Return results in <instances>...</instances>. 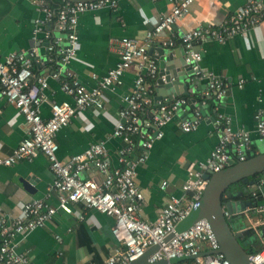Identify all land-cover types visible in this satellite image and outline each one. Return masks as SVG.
I'll list each match as a JSON object with an SVG mask.
<instances>
[{"label":"crops","instance_id":"0c3cea01","mask_svg":"<svg viewBox=\"0 0 264 264\" xmlns=\"http://www.w3.org/2000/svg\"><path fill=\"white\" fill-rule=\"evenodd\" d=\"M55 1L61 4L63 0ZM245 2L195 0L189 11L169 29L153 35L147 48L148 55L156 59L159 48L181 50L184 54L185 48L180 42L182 32L200 25H221ZM170 8L169 0H117L114 8L104 6L81 13L77 22L78 43L68 64L73 77L86 87L94 86L96 79L92 75H104L117 63L119 39L128 37L145 41L149 34H153L158 16ZM43 17L44 13L34 0H0L2 53L27 52L35 48L36 56L41 61L34 64L33 73L35 76L48 77V86L43 90L44 100L41 103L42 116L48 118L53 102L72 103L73 99L61 89L57 80L50 77L55 66L46 59L51 56L47 49L49 40L42 34L38 35L39 41L32 39L36 19ZM43 29L49 30L52 35L62 34L54 21L44 23ZM170 41L172 45H169ZM194 49L201 54L199 66L202 73L221 75L228 84L227 93L217 100L207 92L205 74H193L190 77L188 92L190 97L196 99L191 103L195 106L191 107L189 103L176 112L172 120L162 127L163 136L154 141L147 159L136 167L137 185L143 193L138 214L147 222L156 220L171 194H183L181 187L188 178V166L205 162L218 144L223 128L222 123L218 122L219 115L230 117L233 131L245 129L249 132L251 148L247 152L251 155L264 152V138H259L256 128V113L262 111L264 114V19L245 35L236 34L224 42L205 38L194 43ZM135 78L136 67L132 66L122 76L120 85L104 92L102 108L79 111L66 126L58 130L55 139L60 160L82 153L92 143L104 141L111 166H117V150L122 140L114 137L112 132L118 111L125 106L124 96L132 90ZM240 79H243L242 86L237 84ZM148 86L153 104L140 112L145 125L150 122L158 102H170L159 96L154 87L155 80L149 81ZM196 110L201 114L197 128L183 131L180 128L181 120L193 118ZM27 135L28 125L23 115L0 95V156L11 153ZM140 152L141 147L137 145L133 157ZM83 176L102 179V174L93 166L85 170ZM53 178L49 160L42 153L30 160L21 159L11 165H0V213L9 219L20 216L23 203L45 197ZM163 181L167 183L165 187H161ZM246 185L237 183L233 190L238 191L245 186L246 192L241 195L250 200L251 184ZM259 192L262 199L264 190ZM234 197L232 199L240 204L239 207L246 202V197ZM233 202L229 204L230 211L239 214L241 210L234 207ZM48 203L56 207L58 201L53 195ZM72 210V213L58 210L44 226L24 236H16V251L27 252L30 264H100L117 244L112 234L113 217L86 208L81 203H74ZM257 219L255 214H251L250 218H233L239 237L247 246L256 237L264 239V227L258 226Z\"/></svg>","mask_w":264,"mask_h":264},{"label":"built area","instance_id":"2783aa9c","mask_svg":"<svg viewBox=\"0 0 264 264\" xmlns=\"http://www.w3.org/2000/svg\"><path fill=\"white\" fill-rule=\"evenodd\" d=\"M34 1L44 17L36 19L32 39L39 41L38 35L42 34L49 40L47 49L51 56L46 59L55 66L50 77L60 83L61 89L72 97L73 102H53L50 116L44 118L41 103L44 100L43 90L48 86V77L35 76L33 73L34 64L41 61L36 56L35 48L27 52L7 53H2L0 48V95L23 115L28 125V135L11 153L0 156V165H11L21 159L30 160L42 153L48 158L54 176L45 197L23 203L20 216L9 219L0 213V264H30L27 252L16 251L15 237L44 226L58 210L72 213L74 203H81L114 219L112 234L117 244L100 264H128L144 255L152 246H157V249L142 264H232L223 252L218 251L219 242L207 219H199L184 230H176L177 224L186 217L204 191L207 183L203 178L204 171L217 172L225 168L230 159L243 161L247 158L246 152L251 148L250 134L245 129L233 131L229 116L219 115L218 122L223 126L221 136L206 161L188 166V178L181 187L183 194H171L154 222H147L138 214L143 193L137 185L136 167L147 159L154 141L163 136L162 127L172 120L185 102L182 96L170 102H158L150 122L143 124L140 112L153 104L148 82L154 81L158 74L157 59L148 55L147 48L153 35L169 29L189 11L195 0H169L170 10L158 16L153 34H149L145 41L128 37L119 39L117 63L104 75L93 74L96 83L92 87L80 84L68 68L78 43V16L104 6L114 8L117 0H63L57 8L51 6L50 0ZM263 19L264 0H246L221 25H200L181 33L180 42L185 48L186 61L191 63L195 75H206L207 92L215 99L220 100L226 95L228 84L221 75L202 73L199 66L201 54L194 49V43L205 38L224 42L230 36L245 35ZM49 21H54L62 34L52 35L49 30L43 29L44 23ZM169 45H172V41ZM132 66L136 67V78L132 90L124 96L125 106L118 111L112 132L114 137L122 140L117 150V166H111L104 141L92 143L82 153L60 160L55 139L58 130L66 126L79 111L102 108L104 92L120 85L122 76ZM237 84L242 86L243 79ZM200 119L201 114L196 110L193 118L181 120L180 128L185 132L195 130ZM256 119L257 132L262 139V111L256 113ZM137 145L141 147V152L133 157ZM90 166L102 174V179L83 176ZM166 184L163 181L161 187ZM262 190L264 172L256 174L249 188L251 206L255 208L252 214L258 216V226L264 227V197L260 199L259 192ZM53 195L58 201L56 207L48 203ZM252 207L247 206L245 209ZM225 214L229 215V212L225 211ZM260 243L262 247L251 253L253 264H264V239L261 237ZM183 256L189 258L171 261L172 258ZM165 260V263H160Z\"/></svg>","mask_w":264,"mask_h":264},{"label":"water","instance_id":"95a60500","mask_svg":"<svg viewBox=\"0 0 264 264\" xmlns=\"http://www.w3.org/2000/svg\"><path fill=\"white\" fill-rule=\"evenodd\" d=\"M158 51L159 54L156 57L158 74L154 87L159 92V96L172 101L183 95L185 102L180 105L179 110L185 108L189 103L191 107H194L195 105L191 103L196 101V99L190 97L188 92L190 77L194 74V70L191 63L186 61L185 53L183 54L181 50L176 51L171 48H159ZM199 101L197 102L199 103ZM261 172H264V152L251 155L243 161L230 159L228 165L217 172L206 171L203 174V178L206 179L207 183L201 197L195 201L186 217L177 224L176 230H184L195 221L205 218L210 223L219 242V252H223L232 264H253L251 260L252 254L247 252L246 248L240 243V233L235 231L236 227L233 218L235 216L250 218L255 208L251 206V200L244 202V204H247L246 206L242 203L239 207L240 204L235 199H232L236 195L245 193V186L238 191H232L230 187L237 183H241V185L252 184L253 179L250 178ZM232 201H234V207L240 208V215L230 211L229 204H232ZM247 206L252 208L246 210ZM225 211L229 212V215H226ZM156 249L157 246L150 247L144 255L128 264L146 263L148 256ZM188 258L189 256L175 257L171 261H182ZM165 262L166 260L160 263Z\"/></svg>","mask_w":264,"mask_h":264},{"label":"trees","instance_id":"16d2710c","mask_svg":"<svg viewBox=\"0 0 264 264\" xmlns=\"http://www.w3.org/2000/svg\"><path fill=\"white\" fill-rule=\"evenodd\" d=\"M50 4H51V6L53 7V8H57L60 4L57 2V1H55V0H50ZM246 156H247V158L248 157H250L251 156V153L250 152H247L246 153ZM255 176L256 175H253L250 179H254L255 178ZM244 197H246L245 199L247 200V196H245V195H238V196H236V197H234V198H236V199H238V198H244ZM226 200H227V198H226ZM250 231V230H249ZM251 232V234H252V231H250ZM250 233H248L247 235H249ZM240 240V243L249 251V253H253V252H256L257 250H259L261 247H262V244L260 243V240L256 237V238H254L250 243H249V245L247 246L245 243H244V241H243V239L242 238H240L239 239Z\"/></svg>","mask_w":264,"mask_h":264},{"label":"flooded vegetation","instance_id":"af4514ba","mask_svg":"<svg viewBox=\"0 0 264 264\" xmlns=\"http://www.w3.org/2000/svg\"><path fill=\"white\" fill-rule=\"evenodd\" d=\"M238 185H239V184H238ZM235 187H237V184L232 185V186L230 187V189H231L232 191H234L233 188H235ZM242 187H243V186H242ZM224 201H226V200H224Z\"/></svg>","mask_w":264,"mask_h":264},{"label":"rangeland","instance_id":"374dc122","mask_svg":"<svg viewBox=\"0 0 264 264\" xmlns=\"http://www.w3.org/2000/svg\"><path fill=\"white\" fill-rule=\"evenodd\" d=\"M235 231L238 232V230H237L236 228H235ZM246 250H247V249H246ZM247 252H249V251L247 250Z\"/></svg>","mask_w":264,"mask_h":264}]
</instances>
